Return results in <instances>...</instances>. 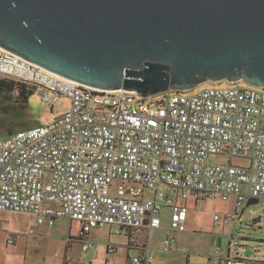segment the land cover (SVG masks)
Listing matches in <instances>:
<instances>
[{
  "label": "built area",
  "instance_id": "1",
  "mask_svg": "<svg viewBox=\"0 0 264 264\" xmlns=\"http://www.w3.org/2000/svg\"><path fill=\"white\" fill-rule=\"evenodd\" d=\"M0 76L38 89L43 106L70 100L50 124L0 141V211L32 213L49 227L60 218L79 221L85 252L95 247L92 229L109 227L138 250L132 264H151L148 242L162 228L163 208L171 209L163 246L171 251L175 234L187 230L188 200L234 196L237 207L251 197L264 200V88L238 81L144 98L78 83L1 47ZM211 155H226L229 163H210ZM234 158L248 163L233 165ZM232 217L215 215L214 224ZM140 230L145 243L134 235ZM115 250L109 246L110 253ZM223 263L248 259L228 256Z\"/></svg>",
  "mask_w": 264,
  "mask_h": 264
},
{
  "label": "water",
  "instance_id": "2",
  "mask_svg": "<svg viewBox=\"0 0 264 264\" xmlns=\"http://www.w3.org/2000/svg\"><path fill=\"white\" fill-rule=\"evenodd\" d=\"M0 47L144 98L206 82L264 88V0H0Z\"/></svg>",
  "mask_w": 264,
  "mask_h": 264
},
{
  "label": "rangeland",
  "instance_id": "3",
  "mask_svg": "<svg viewBox=\"0 0 264 264\" xmlns=\"http://www.w3.org/2000/svg\"><path fill=\"white\" fill-rule=\"evenodd\" d=\"M230 85L227 81L206 82L193 92L205 86L229 87ZM16 97L17 92L0 93V141L16 130L50 124L70 105L69 98L62 97L54 107L43 106L38 89L34 90L25 108L21 103H16ZM16 113H20L22 118H14ZM209 162L226 164L229 163V157L211 155ZM231 163L244 165L248 162L234 158ZM165 189L166 187L161 185V190ZM169 195L176 198L177 192L169 188ZM146 197L150 198L151 194L146 192ZM45 204L52 205L51 202ZM188 210L187 231L175 234L179 251L167 252L165 255L167 258L186 264L189 260L214 257L218 249L228 252L231 248L233 254L238 252L253 262L264 263V200L250 206H247L246 202L244 207H237L234 196L229 201L212 198L199 202L189 200ZM215 215H219L223 221L229 215H233V218L225 222V237L219 236L223 228L214 225ZM162 220L164 230L153 234L156 245H159L165 229L171 225V209L163 208ZM37 223L38 217L32 213L0 211V261L16 259L17 257L13 255L15 250L18 254L27 253L31 260L37 262L58 264L65 255V247L70 244L72 246L70 253L73 256L81 255V259L87 261L93 257L103 260L109 245H116L123 250V245L129 242L126 236L111 235L109 227H98L90 232V239L96 247L89 252H83L80 244L83 226L79 221L71 222L69 219L60 218L53 227H49L46 221ZM130 255L132 257L134 252Z\"/></svg>",
  "mask_w": 264,
  "mask_h": 264
},
{
  "label": "crops",
  "instance_id": "4",
  "mask_svg": "<svg viewBox=\"0 0 264 264\" xmlns=\"http://www.w3.org/2000/svg\"><path fill=\"white\" fill-rule=\"evenodd\" d=\"M188 201L186 202V206L187 207H188ZM53 206H57V204H53ZM229 216H233V215H229ZM41 219H40V217H38V223L37 224L43 222V221H41ZM170 223H171V221H170ZM37 224H36V226H37ZM221 227L223 229L221 230L219 236L220 237H225V233H226L225 222L222 223L221 226H219V228H221ZM169 228L165 229V233L163 234V236L159 240L160 241L159 245H156L155 241H153V234L155 235L156 231L164 230V228H163V220H162V228L154 230L153 232H151L150 240L148 242V246L150 248V253L154 256V259H153L151 264H182V263H179V262H177V261H175V260H173L171 258H167L165 256L167 252L174 253L177 250L179 251L178 240H177V245H176L175 249H173L171 251H168V250H164V248H163L164 242H165V240H166V238L168 236ZM134 235L137 237L139 243H145V242L148 241L147 234L144 233V231H142V230L135 232ZM89 239H90V234H89ZM80 244H81V242H80ZM109 246H114L115 247V249H116L115 253H110L109 252ZM109 246L107 248V252H106L105 258L103 260H101L98 257H97L98 259L93 257L89 261H87L85 259H81V257H80L81 255L80 256L71 255L70 252H72V246H71V244L67 245L65 247V255H64V257L62 259H60L61 261L58 264H132L131 263V258H133V257H135V256H137L139 254L138 250H136L135 248H129V242H128L127 245H123V247H124L123 250H120V248L118 246H116V245H109ZM230 246H231V244H230ZM95 247H96V244H95ZM81 250H82V246H81ZM89 251H86V252H89ZM14 252H15V250L13 251V255H15L17 257L16 258L17 260L16 259H14V260H12V259L10 260L9 259L8 261H5V262L0 261V264H46V263H43V262H37V261L31 260L28 257L27 253L18 254L16 252L15 253ZM83 252H85V251H83ZM131 252H134V255L132 257L130 255ZM113 254H115V255H113ZM228 256L244 257V256L240 255L238 252L236 254H233L231 248H229L228 252H225V251L221 250V256L220 257L217 256L216 253H215L214 257H209V258L203 257L200 260H194V261L189 260L186 264H224L223 263V258L228 257ZM66 257H69V261L68 262H66ZM244 258L248 259V264H261L260 262H257V261L253 262V261L249 260L248 257H244Z\"/></svg>",
  "mask_w": 264,
  "mask_h": 264
},
{
  "label": "trees",
  "instance_id": "5",
  "mask_svg": "<svg viewBox=\"0 0 264 264\" xmlns=\"http://www.w3.org/2000/svg\"><path fill=\"white\" fill-rule=\"evenodd\" d=\"M14 92H17L16 103H21L23 108L28 105L30 97L34 94V90L28 89L25 85L19 83L17 79L0 76V93L11 94ZM14 118L18 119L22 118V116L20 113H16Z\"/></svg>",
  "mask_w": 264,
  "mask_h": 264
}]
</instances>
